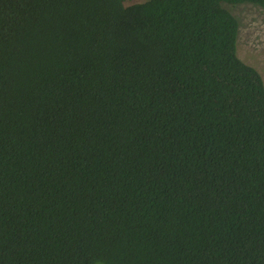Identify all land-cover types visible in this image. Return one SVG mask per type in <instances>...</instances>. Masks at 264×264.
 Returning <instances> with one entry per match:
<instances>
[{
  "label": "trees",
  "instance_id": "1",
  "mask_svg": "<svg viewBox=\"0 0 264 264\" xmlns=\"http://www.w3.org/2000/svg\"><path fill=\"white\" fill-rule=\"evenodd\" d=\"M123 1L0 0V264H264V0Z\"/></svg>",
  "mask_w": 264,
  "mask_h": 264
},
{
  "label": "rangeland",
  "instance_id": "2",
  "mask_svg": "<svg viewBox=\"0 0 264 264\" xmlns=\"http://www.w3.org/2000/svg\"><path fill=\"white\" fill-rule=\"evenodd\" d=\"M147 0H124L129 6ZM239 22L237 55L246 64L255 68L264 83V9L242 4L228 7Z\"/></svg>",
  "mask_w": 264,
  "mask_h": 264
}]
</instances>
